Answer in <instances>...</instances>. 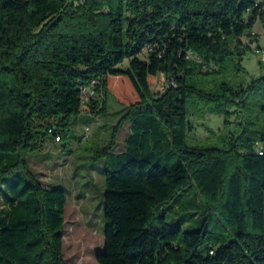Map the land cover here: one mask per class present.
I'll use <instances>...</instances> for the list:
<instances>
[{"label": "trees", "instance_id": "obj_1", "mask_svg": "<svg viewBox=\"0 0 264 264\" xmlns=\"http://www.w3.org/2000/svg\"><path fill=\"white\" fill-rule=\"evenodd\" d=\"M256 24L264 29V0H0V264H67V190L45 185L30 153L48 135L61 142L73 116L106 112L118 96L113 78L127 79L138 99L118 96L124 112L94 156L105 187L98 262L264 264V118L229 146L187 140L192 94L226 123L228 107L244 106L250 92L264 112V75L215 90L196 79L242 56L259 39ZM193 189L204 196L193 203L202 216L184 230L168 211Z\"/></svg>", "mask_w": 264, "mask_h": 264}, {"label": "rangeland", "instance_id": "obj_2", "mask_svg": "<svg viewBox=\"0 0 264 264\" xmlns=\"http://www.w3.org/2000/svg\"><path fill=\"white\" fill-rule=\"evenodd\" d=\"M262 32L261 24L256 26ZM260 38V37H259ZM264 37L246 47L242 56L234 53L221 73L198 74L200 86L215 90L220 83L228 82L235 87L245 86L264 75ZM240 57H242L240 59ZM165 82V77L152 78L156 90ZM112 89L124 104L138 97L125 78H113ZM114 93L109 95L107 111L96 116L80 113L70 121V132L61 141L55 142L52 136L44 140L42 150L30 153L31 170L47 186H62L67 190L65 207V227L63 255L67 264H100L97 254L104 250V173L103 160L94 158L97 150L106 145L114 125L123 114V103ZM244 106L232 105L229 123L225 116L209 112L212 102L192 94L188 99L189 119L193 128L188 131V143L201 145L229 146L234 141L233 134L240 135L246 126L249 129L263 125L264 112L260 108L259 92L244 96ZM254 121V124H249ZM90 126V135L85 137V129ZM130 123L120 130L116 150L125 149L130 134ZM247 131L244 135H250ZM204 199L198 189L184 193L180 202L168 211L170 224L181 223L184 230L198 227L202 211L193 205Z\"/></svg>", "mask_w": 264, "mask_h": 264}, {"label": "crops", "instance_id": "obj_3", "mask_svg": "<svg viewBox=\"0 0 264 264\" xmlns=\"http://www.w3.org/2000/svg\"><path fill=\"white\" fill-rule=\"evenodd\" d=\"M257 25H258V24H256V26H257ZM256 26H255V31L260 35L259 37H260V38H261V37H264V29L262 30L261 33H259V32L257 31ZM260 38H259V39H260ZM263 59H264V54H263ZM125 149H126V142H125ZM125 149L120 150V151H124Z\"/></svg>", "mask_w": 264, "mask_h": 264}, {"label": "water", "instance_id": "obj_4", "mask_svg": "<svg viewBox=\"0 0 264 264\" xmlns=\"http://www.w3.org/2000/svg\"><path fill=\"white\" fill-rule=\"evenodd\" d=\"M99 255H100V253L97 254V256H99Z\"/></svg>", "mask_w": 264, "mask_h": 264}, {"label": "built area", "instance_id": "obj_5", "mask_svg": "<svg viewBox=\"0 0 264 264\" xmlns=\"http://www.w3.org/2000/svg\"><path fill=\"white\" fill-rule=\"evenodd\" d=\"M59 139V138H58Z\"/></svg>", "mask_w": 264, "mask_h": 264}]
</instances>
